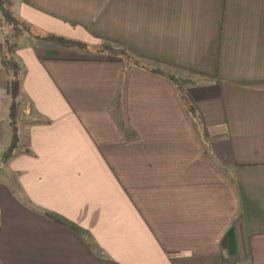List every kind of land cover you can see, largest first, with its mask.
<instances>
[{"label": "crops", "instance_id": "0c3cea01", "mask_svg": "<svg viewBox=\"0 0 264 264\" xmlns=\"http://www.w3.org/2000/svg\"><path fill=\"white\" fill-rule=\"evenodd\" d=\"M10 5L28 31H0L21 80L4 162L0 61V264H264V0Z\"/></svg>", "mask_w": 264, "mask_h": 264}, {"label": "trees", "instance_id": "16d2710c", "mask_svg": "<svg viewBox=\"0 0 264 264\" xmlns=\"http://www.w3.org/2000/svg\"><path fill=\"white\" fill-rule=\"evenodd\" d=\"M10 0H0V31H2V26H9L11 31H17V28L19 30H27L26 25L16 18V16L12 13ZM28 31V30H27ZM32 38L41 40L43 42H48L60 47L64 48H73L76 46H82L79 45L77 42L69 39H65L63 37H60L55 34H47L44 37H39L36 35H33L31 32H29ZM9 41L7 39H4L2 43H0V61L2 67L5 69L6 76V93L10 96V113L8 117L10 118V129L13 133V137L10 140V145L6 149V151L3 152V160L4 162L7 161L14 151L18 148V131H17V113L18 109L20 107V93L19 88L21 84L19 71L20 68L17 66L16 62L13 60V58L10 55V51L13 50V47L10 45ZM102 49L106 50H116L121 52V54L125 55L123 58L124 61L127 63H132L135 66H138L140 68H143L147 71L153 72L155 74H162V67L164 66V63L149 60L145 57H142L140 55H136L132 51L127 50L123 45L119 43L110 42L107 40H104ZM167 78L172 80V82L177 83H187L190 80H185L181 78L174 77L173 75H167ZM193 83V82H191Z\"/></svg>", "mask_w": 264, "mask_h": 264}, {"label": "rangeland", "instance_id": "374dc122", "mask_svg": "<svg viewBox=\"0 0 264 264\" xmlns=\"http://www.w3.org/2000/svg\"><path fill=\"white\" fill-rule=\"evenodd\" d=\"M100 50H102V47L100 48ZM105 50V52H106V49H104ZM110 51V50H109ZM111 51H113V52H115L116 53V50H111ZM109 53V52H108ZM119 55H121V58L123 59L124 57H125V55H123V54H121V52H120V54ZM114 56H117V57H120V56H118V54H115ZM121 59V60H122ZM163 67V66H162ZM162 69H164V67L162 68ZM181 91H183V88L181 89ZM186 99V98H185ZM24 132L22 131V137L24 138L25 137V134H23ZM2 163H4L3 161H0V166H1V164ZM1 168V167H0ZM5 175V174H4ZM3 175V169H0V181H1V179H2V177L4 176Z\"/></svg>", "mask_w": 264, "mask_h": 264}]
</instances>
